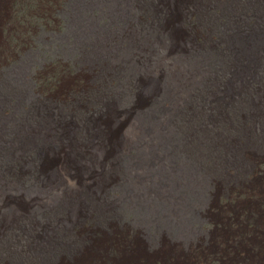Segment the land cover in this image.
Returning <instances> with one entry per match:
<instances>
[{
	"label": "rangeland",
	"instance_id": "rangeland-1",
	"mask_svg": "<svg viewBox=\"0 0 264 264\" xmlns=\"http://www.w3.org/2000/svg\"><path fill=\"white\" fill-rule=\"evenodd\" d=\"M0 264H264V0H0Z\"/></svg>",
	"mask_w": 264,
	"mask_h": 264
},
{
	"label": "bare ground",
	"instance_id": "bare-ground-1",
	"mask_svg": "<svg viewBox=\"0 0 264 264\" xmlns=\"http://www.w3.org/2000/svg\"><path fill=\"white\" fill-rule=\"evenodd\" d=\"M184 46L185 45H184V41L182 40V38H180L179 40H174V41L170 42L169 47L167 49V52H169V54L173 53V55L176 54L179 56L180 54H182L184 52ZM140 52L144 53L145 56H148V54H151L153 52V49L151 47H146V49H144V50L141 49ZM156 91H158V90H156ZM84 154L87 157L84 160L85 165H82V164H80L81 161H80L79 156L77 155L76 152H66V156H64L65 159L58 162L57 166L55 167L56 172H53V174L56 175L57 172H60V174H62L64 176H70L72 171H75V167H78V170H80V172L82 173V176H83L82 178L88 179V177L93 175L96 168L101 167L100 165H102V163L105 161V159L107 157V152H84ZM57 175H59V173ZM82 189L84 190L83 187H82ZM70 194L73 197H79V195L76 193H74V194L70 193Z\"/></svg>",
	"mask_w": 264,
	"mask_h": 264
}]
</instances>
